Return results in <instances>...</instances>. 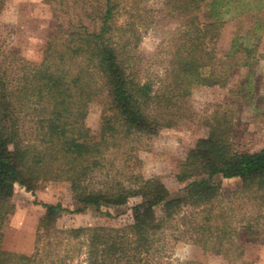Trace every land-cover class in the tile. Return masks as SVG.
I'll return each mask as SVG.
<instances>
[{
	"label": "trees",
	"instance_id": "16d2710c",
	"mask_svg": "<svg viewBox=\"0 0 264 264\" xmlns=\"http://www.w3.org/2000/svg\"><path fill=\"white\" fill-rule=\"evenodd\" d=\"M146 1L59 0L64 13L79 5L94 26L78 22L64 29L59 24L37 62L11 52L0 33V244L16 185L33 194L41 180H66L81 204L77 212L87 205H122L140 197L130 208V221L118 227L59 229L55 216L64 208L43 204L34 252L0 246V264H169L167 231L201 246L206 254L222 251L226 218L220 227L211 222L206 207L218 188L208 179L193 180L184 196L170 197L159 179L142 178L125 157V179L113 176L92 188L86 183L96 173L116 168L109 156L135 135L151 137L191 116L187 97L192 85L223 83L215 75L220 63L208 47L217 41L221 15L228 12L221 11L223 1L165 0L170 12L185 18L175 40V59L160 76L142 74V56L136 52L155 19ZM3 4L0 0V10ZM204 6L211 19L199 16ZM93 101L103 103L96 129L84 124ZM213 121L189 150L177 177L221 174L237 178L244 191H264V146L235 149L228 141L227 122ZM188 208L191 223L181 228L177 219ZM246 229L251 238L250 226Z\"/></svg>",
	"mask_w": 264,
	"mask_h": 264
},
{
	"label": "rangeland",
	"instance_id": "374dc122",
	"mask_svg": "<svg viewBox=\"0 0 264 264\" xmlns=\"http://www.w3.org/2000/svg\"><path fill=\"white\" fill-rule=\"evenodd\" d=\"M58 1L4 0L0 33L11 52L29 61H41L48 38L59 24L64 29L78 22L90 28L94 26L83 16L79 5L64 13L66 8ZM222 1L221 11L228 12L221 15L224 22L217 41L208 47L220 63L215 75L221 76L223 83L192 85L187 97L191 116L181 119L176 126L162 128L151 137L135 135L116 155L109 156L116 168L102 170L86 182L92 188L99 186L100 180H110L113 176L125 179L127 168L122 160L128 157L142 178L159 179L170 197L184 196L185 186L193 180L208 179L215 184L216 198L206 208L211 209L213 225L222 226L226 218L223 226L227 234L222 251L217 255L206 254L201 246L185 241L184 237L177 239L174 237L177 232L172 236L167 231L165 253L169 264H264V191H244L237 178L227 179L221 174L210 178L207 175L177 177L189 150L208 131L214 117L221 124L227 122V137L233 148L255 151L264 146V0ZM146 6L154 9L155 19L142 33L136 52L142 56V74L160 76L170 69V62L175 59L178 46L175 40L185 17L179 12H170L165 0H147ZM199 16L211 19L209 7L204 6ZM102 109L101 101L89 103L84 119L86 127H98ZM139 200L140 197H130L122 205H87L77 212L81 204L66 180H41L33 194L16 185L10 200L12 210L1 225L0 246L16 253L34 252L38 222L46 211L43 204H61L64 210L55 216L54 226L70 229L118 227L130 221V208ZM104 212L115 217L109 218ZM191 218V208H188L177 220L182 228L191 223ZM247 226L251 228V238ZM231 240L234 244H230Z\"/></svg>",
	"mask_w": 264,
	"mask_h": 264
}]
</instances>
